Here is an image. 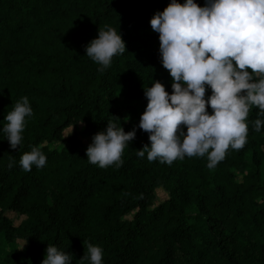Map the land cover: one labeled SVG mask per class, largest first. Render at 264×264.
I'll list each match as a JSON object with an SVG mask.
<instances>
[{
	"label": "trees",
	"instance_id": "16d2710c",
	"mask_svg": "<svg viewBox=\"0 0 264 264\" xmlns=\"http://www.w3.org/2000/svg\"><path fill=\"white\" fill-rule=\"evenodd\" d=\"M170 3L0 0V264H42L48 245L80 264L88 243L103 249L102 264H264L258 108L245 121V146L230 147L214 169L207 155L171 166L136 155L150 147L149 134L138 127L148 103L144 89L159 81L173 91L159 34L150 26ZM108 27L121 34L126 52L101 73L85 48ZM205 87L207 100L212 91ZM24 96L33 115L25 118L22 146L13 150L5 116ZM113 117L126 133L135 128L136 138L121 167L102 169L88 162L86 150ZM35 146L46 165L25 172L21 156Z\"/></svg>",
	"mask_w": 264,
	"mask_h": 264
},
{
	"label": "clouds",
	"instance_id": "9594fccd",
	"mask_svg": "<svg viewBox=\"0 0 264 264\" xmlns=\"http://www.w3.org/2000/svg\"><path fill=\"white\" fill-rule=\"evenodd\" d=\"M150 26L159 34L161 63L172 78L173 91L169 95L159 81L144 89L148 103L138 127L149 134L150 147L144 145L136 155L143 159L147 153L149 162L159 158L169 166L185 156L207 155V167L214 169L230 147L240 150L247 143L250 108L255 106L264 117V0H205L204 7L194 0L183 5L171 0L163 12L153 15ZM85 52L103 73L114 56L126 52V45L121 34L108 27L98 30V38ZM206 85L212 91L207 100ZM32 115L24 96L5 116L3 132L11 149L22 146L25 118ZM113 118L116 122L108 121L86 150L88 162L102 169L121 167L125 148L136 138L135 128L126 133L119 118ZM262 126L264 119L253 122L257 133ZM46 161L41 147L35 146L21 156L20 166L30 172L33 166L43 168ZM102 254L101 247L88 243L79 262L102 264ZM72 260L71 253L48 245L42 264Z\"/></svg>",
	"mask_w": 264,
	"mask_h": 264
},
{
	"label": "rangeland",
	"instance_id": "374dc122",
	"mask_svg": "<svg viewBox=\"0 0 264 264\" xmlns=\"http://www.w3.org/2000/svg\"><path fill=\"white\" fill-rule=\"evenodd\" d=\"M160 198H161V199H163V198H164V196H163V194H162V193H161V196H160ZM9 215H10V217H11V218H16V215H15V214H13V213H10ZM18 222H19V220H17V223H18Z\"/></svg>",
	"mask_w": 264,
	"mask_h": 264
}]
</instances>
